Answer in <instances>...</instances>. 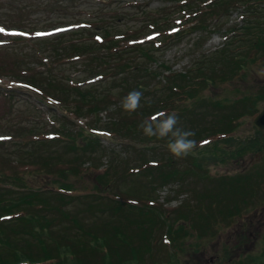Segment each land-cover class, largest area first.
<instances>
[{
    "label": "trees",
    "instance_id": "obj_1",
    "mask_svg": "<svg viewBox=\"0 0 264 264\" xmlns=\"http://www.w3.org/2000/svg\"><path fill=\"white\" fill-rule=\"evenodd\" d=\"M172 1L183 2L181 3L182 6L189 3V1L184 2L183 0ZM260 1L218 0L211 11L204 14L202 13L203 10L200 9L190 12L187 8L181 7L178 14L190 16L186 21L192 23L189 28L203 31L207 35L213 34L212 25H215L219 18L228 16L229 10L235 7L234 4H244L245 9L243 11L250 12L251 16L247 18V23L240 28L241 33L235 27L228 28L227 31L230 33L228 35L230 36L226 35V37H230L228 39L230 41L226 40L224 48L217 52L200 54L198 58H195L193 68L187 73L165 75V72L171 68L161 62L164 70L161 75L156 74L154 76L156 80L154 83L144 84L141 82L142 77L146 79L147 76L139 77L137 74L139 72L149 74L152 70L150 67L141 69L140 62L132 63V61L136 57L138 60H150L160 50L157 48L161 47L162 43L182 40L185 37L184 29H187L176 25L174 23L176 19L173 20V25L167 26V17L165 15L159 16L162 13L161 10L155 13L148 10L141 11L145 18V27L149 31L143 35L142 29H135L139 33L138 36H135L133 31H121L118 29L119 27H116L117 24L112 22L116 17H122L123 13L118 10L113 13H106L107 17L112 19L100 20L98 32L91 38L82 35L72 39L74 42L70 40L63 48V60H53V63L58 62L61 63L60 65H65L64 61L71 58L70 63H67L68 74L56 75L53 70L49 77L43 76L42 74H45L43 72H36L33 76L27 77V74L30 75L31 73L23 71L25 78H21L20 82L23 81V83L28 84L32 90L34 89L41 96L44 95L43 101L53 98L56 102L71 108V100L75 97L73 113L79 116L88 113L94 115V118L90 122L87 119L85 124L79 122V117L75 118L77 123L61 118L60 126H62L61 122L69 126L63 125L64 128L57 130L54 137L52 136L53 138H40L41 133L36 131L38 126L26 131H35L31 135L32 139L38 141L45 139L47 141L44 145L47 146L68 144L66 151L74 157L68 158V154H66L56 156L57 160H54L49 156V158H37L23 166L11 163L9 170H1L0 168V264H138L140 262V247L143 245L138 246L140 243L136 241L142 242V236L138 234L135 238L132 233L124 231L127 224H130L124 222L125 213L128 214L133 210V212L139 211L144 215V218L141 217L140 219L141 223L143 220L151 219L153 223L161 221L160 223L166 225L169 219L165 220L160 207L153 206L152 201L150 202L152 197L148 195V192L145 193L147 195L135 197L136 199L125 198L114 193V187L118 191L121 190L117 183L119 173L117 169H111L112 171L109 172L105 169L101 171L95 164H90L88 167L84 166L85 160L91 161L93 158L89 156L82 160L83 156H79L78 152L83 151L85 157L101 151L100 144L103 137L109 138L114 133H118L122 136V142L127 141L128 149L134 148L138 151L158 149L157 154L161 158L153 160L142 157L143 161L137 164L138 166L131 167L129 172L124 171L122 176L127 173L129 176L140 174V176L150 179V175L154 176L157 173L163 182L182 180V177L186 175H198L200 173L211 178L207 169L211 164L209 159L223 162L229 159L234 160L237 156L243 157L254 149L264 152V138L258 130L259 136L255 139H242L238 141L239 143L232 139L239 118L260 111L259 105L264 101V88L257 93L245 95L231 104L230 101L228 103L215 102L213 105L216 109H213L211 113L215 110L218 112V109L222 110L219 114L220 119L209 122L207 128L195 132L192 139L197 141V147L192 154L188 155L189 163L182 166L171 153L161 152V149H167L166 140L146 137L138 127L142 121L157 116L161 111L172 112L178 108L191 109L195 107L199 99L205 98L203 95L199 96L205 86L209 87L210 84L215 85L216 82L233 80L246 69V62L249 59L250 64L257 60V56L247 59L245 54L247 46L242 45V43L253 41L252 45L259 50L260 45L258 43L264 35V10L262 11L259 6L257 7ZM210 14L214 18H211L214 20L212 24L208 23ZM199 16H205V18L198 19ZM60 27H66V25ZM74 27L84 28L90 27V25L82 22L74 24ZM7 29L20 33L25 32L24 29L18 27H7ZM71 29L73 28L54 34L57 35L55 43H62L66 36L61 33H66ZM40 32L42 35L49 34L41 38L53 36L46 29H41ZM239 35L246 36L239 38ZM150 37L153 38L150 39ZM90 41L95 42V44L90 43ZM260 43L264 48V41ZM199 46L200 44L197 42L196 47ZM56 50L58 51V48ZM263 53L264 49L259 54L263 55ZM130 54L135 55L130 57ZM74 62L81 65L86 64L87 67L83 73L87 75V78L82 77L77 82L73 81L70 74L75 71ZM47 63V66L52 68L51 61ZM59 77L66 80L65 82L69 83L70 81L66 85L67 87L57 86L56 81ZM108 77L112 78L110 83L112 86L106 90L113 91V96L104 95V90L101 89V84L106 82L102 80ZM45 80L47 83L42 86L41 84ZM132 81L134 82L132 83ZM160 86L163 87L159 88ZM132 90L143 92V98L140 101L141 106L136 111L129 113L123 110L120 105L123 98ZM116 96L118 103H120L114 113L112 111L116 118L105 124L108 128H97L96 126L101 123L99 116L103 109L101 106L108 105L110 99H113L110 104L114 103ZM153 98H158L159 103H154ZM182 100L183 102H181ZM167 105L170 107L163 109ZM0 143L5 142L0 140ZM233 146H237V148L230 151ZM229 153L232 154L229 155ZM85 176L88 183L79 185ZM223 179L224 188L220 195L215 200L208 201L205 199L201 203H207L203 209L204 215L201 216L203 228L209 227L208 225L211 223L218 224L220 221L227 222V225L230 224L231 216L238 212L241 203H245V198L241 196L245 188L236 191L235 185L239 181L247 180L243 177L237 178L227 175H224ZM92 193L97 195L94 196ZM103 194L108 197L112 196L107 203L106 211L112 212L113 217L107 221L121 222L118 223L121 228L120 226L115 228L114 225L108 223L99 226L102 230V234H99L94 228L87 230L85 220L80 215V209L76 212L74 209L80 205H87V208L92 209L91 198L98 199L96 203L100 204L102 202L100 196H104ZM129 194L133 195L132 193ZM223 194H225L224 197H222ZM142 196L149 200L147 203L142 202L143 206H139V202L144 200L140 199ZM186 205L184 203L175 209L178 211L176 223L171 225L167 231L170 242L173 241L175 244L179 241L181 230H183L182 224L177 225L178 222H189V220L191 222V215L193 214L191 213L192 209H190L191 204ZM185 206L189 211L182 212ZM209 216H212L214 220H208ZM128 220L130 221V218ZM109 225H111V229ZM138 226L142 227L141 225ZM240 226H247V224ZM239 238H243L242 235ZM240 241L237 240V243ZM145 244L149 246L148 250H150L151 240ZM236 262L242 264L240 263L241 259ZM258 262L257 264H264V260L261 258Z\"/></svg>",
    "mask_w": 264,
    "mask_h": 264
},
{
    "label": "rangeland",
    "instance_id": "obj_2",
    "mask_svg": "<svg viewBox=\"0 0 264 264\" xmlns=\"http://www.w3.org/2000/svg\"><path fill=\"white\" fill-rule=\"evenodd\" d=\"M183 1H189V3L182 6L181 3L183 2L172 0H0V27L6 29V31L0 32V137L4 138L0 140L5 142L0 143L1 170H9L11 163L23 166L35 161L37 158H49L51 156V159L57 160L56 156H64L66 154H68V158L74 157L66 151L68 144L62 143L58 146H47L44 145L47 141L45 139L40 141L32 139L31 135L35 131H26L35 129L38 126L36 131L41 133L40 138H53L57 130L64 128L63 125L69 126L64 122H61L62 126H60L61 118L77 123L75 118L79 117V122L85 124L87 119L90 122L94 115L86 113L79 116L74 114L75 105L73 100H76L75 97L71 100V108L65 107L63 103L56 102L53 98L43 101L44 95L41 96L34 89L32 90L28 84L23 83V81L20 82V79L25 78L23 71L31 73L30 75L27 74V77L33 76L36 72H43L45 73L42 74L43 76L49 77L53 70L56 75L68 74L67 63H70L71 58L64 61L65 65H60L61 63L58 62L53 63V60H63V48L70 40L74 42L72 39L82 35L91 38L98 32V29L100 30V20L112 19L107 17L106 13H113L116 10L123 13V15L120 14L123 18L116 17L112 22H115L117 24L116 27H119L118 29L121 31H133L135 36L139 34L135 29H142L143 35L149 31L145 27V18L141 14L142 10L154 13L161 10L162 13L159 16L165 15L167 17V26L175 23L179 27L187 28L184 29L185 37L182 40L162 43V46L157 48L160 50L150 60H138L136 57L132 61V63L140 62L142 65L141 69L151 68L152 71L149 74L144 72L137 74L139 77L147 76L146 79L142 77L140 80L144 84L156 82L154 76L156 74L161 75L164 70L161 62L171 68L165 72V75L172 76L174 73H187L193 68L195 58H198L200 54L217 52L224 48L226 40L230 39V37L226 38V35L230 34L227 31L228 28L235 27L240 30L247 23V18L251 16L250 12L243 11L245 9L244 4H234L235 7L229 10L228 16L219 18L216 24L212 25L213 34L207 35L203 31H198L192 27L189 28L192 23H187L186 21L190 16L178 13L180 8L183 7L190 12L200 9L203 10L202 13L204 14L210 12L212 7L218 3V0H214L212 3H210L212 0ZM259 3L257 7L259 6L263 11L264 0ZM92 15L94 16L92 17ZM201 18H205V16L198 17V19ZM211 18L214 19L210 14L208 23L212 24L214 20H211ZM174 19L176 21L173 23ZM178 21L181 22L179 23ZM82 22L89 24L90 27H74V24ZM61 25H66V27H60ZM7 27L22 28L25 30L23 33L28 35H21L17 31L10 30L8 33ZM62 28L64 30H61ZM70 28L73 29L66 33H61L66 36L64 41L55 43L57 35L54 34ZM41 29L50 31L53 36L41 38L49 35H37L42 34L40 32ZM10 35L21 37H12ZM239 36V38H245L246 35L244 37L243 35ZM261 41H264V35ZM91 42L95 44V42ZM194 42H198L200 46L196 47ZM260 42L258 43L260 45L259 50L252 45L253 41L242 43V45L247 46L245 50L247 59L256 58L257 56V60L250 64L251 61L249 59L246 62V69L236 76L235 79L226 82H216L215 85L210 84L209 87L205 86L201 90V94H199V96L203 95L205 98L199 99L195 107L191 109L183 107L176 110L182 127L190 129L194 133L197 130L200 131L199 129L207 128V125L210 124L209 122L220 119L219 114L222 110L218 109V112L215 110L211 113L213 109H216L215 105H213L215 102L228 103L230 101L231 104L245 95L257 93L264 88V53L263 55L259 54L264 48ZM56 48H58V51ZM134 55L130 54V57ZM50 61L53 64L52 68L47 66V62ZM248 62L249 64L247 65ZM74 63L75 71L70 74L73 81L77 82L82 77L87 78V75L83 73L87 67L86 64ZM111 79V77H108L102 80L106 81L101 84L104 95L113 96L114 94L113 91L106 90L112 86L110 84ZM65 81L60 77L57 78V86L67 87L66 85L70 81L69 83ZM46 83L47 80L41 85L44 86ZM161 87L163 86L159 88ZM51 95L57 97L54 94ZM112 100L110 99L107 103L108 105L101 106L104 110L102 109L99 113L101 123L96 126L97 128H108L105 124L116 118L113 113L120 103H118L117 96L114 103L110 104ZM172 100H175V98H172ZM153 102L159 103V99L153 98ZM259 106L261 110L264 106V101ZM169 107L167 105L163 109ZM258 113L239 118L238 126L235 127L234 136L232 137L234 141L255 139V137L259 136L253 125L254 117ZM203 124L206 126H199ZM121 140L122 136L114 133L109 138L103 137L100 144L101 151L85 157L83 151H79L78 155L83 156L82 160L89 156L93 158L91 161L85 160V167L95 164L101 171L105 169L110 172L117 169L119 172L117 183L120 185L121 190L118 191L114 187V193H118L125 198L134 199L135 197L139 198L141 195H147L145 193L148 192V195L152 197L150 202L152 201L153 206L160 207L165 220L169 219L166 225L160 223L161 221L153 223L151 219L143 220L141 223L140 219L141 217L144 218V215L139 211L133 212V210L128 214L125 213L124 222L130 224H127L128 227L126 226L124 231L132 233L135 238H137L138 234L142 236V242L136 241L140 243L138 246L143 245L140 247V262L138 264H237L236 261L239 259H241L240 263L242 264H257L260 258L264 260V256H262L264 255V152L254 149L243 157L237 156L234 160L229 159L223 162L209 159L211 164H216H210L209 168H207L211 178L206 174L200 173L198 175H186L182 177V180L163 182L157 173L154 176L150 175V179L140 176V174L129 176L127 173L122 176L124 171L129 172L131 167L138 166L137 164L143 161L142 157L144 159L152 158L153 160H158L161 156L157 154L158 149H148V151H138L134 148L128 149L127 141L122 142ZM33 141L38 142L34 143ZM134 142L138 144L136 141ZM236 148L237 146H233L230 151ZM164 151L169 152L168 149H161V152ZM234 156L236 155L234 154ZM177 160L181 166L189 163L188 156L177 158ZM224 175L237 178L243 177L247 180L239 181L235 185L236 191H241L245 188L241 196L245 198V203L247 204L241 203L238 214L231 216L230 224L227 225V222L220 221L218 224L211 223L208 225L209 227L203 228L201 216L204 215L203 209L207 203H201L205 199L208 201L215 200L220 195L224 188ZM86 183H88V180L85 176L79 185ZM225 187L227 188L226 185ZM92 194L94 196L97 195ZM103 195L100 196L102 199L100 204L96 203L98 199L91 198L92 209L87 208V205L76 206L74 209L75 212L80 209V215L85 220L86 229L94 228L99 234H102L99 226L108 223L114 225L115 228L116 226L121 228V225L118 224L121 222L115 220L107 221L113 217L112 212L106 211L107 203L112 196ZM224 196L225 194L222 195V197ZM140 199L144 200L139 202V206H143L142 202L147 203L149 200L143 196ZM184 203L187 205L188 203L191 204L192 223L190 220L189 222H178L177 225L180 226L182 224L183 230H181L179 241L175 244L173 241L170 242L167 231L171 225L176 223L178 211L175 209ZM186 206L182 212L189 211ZM128 218H130V221ZM208 220L213 221L214 218L209 216ZM241 224H247V226L241 227ZM109 226L111 229V225ZM240 235L243 238L240 239ZM148 240H151L150 250H148L149 246L145 244ZM237 240L241 241L237 243Z\"/></svg>",
    "mask_w": 264,
    "mask_h": 264
},
{
    "label": "clouds",
    "instance_id": "obj_3",
    "mask_svg": "<svg viewBox=\"0 0 264 264\" xmlns=\"http://www.w3.org/2000/svg\"><path fill=\"white\" fill-rule=\"evenodd\" d=\"M142 98L143 92L132 90L123 98L120 106L129 113L134 112L141 106ZM138 127L146 137L166 140L168 151L176 158L187 157L197 147V141L192 139L195 133L180 125L179 114L176 111H161L157 116L142 121Z\"/></svg>",
    "mask_w": 264,
    "mask_h": 264
},
{
    "label": "water",
    "instance_id": "obj_4",
    "mask_svg": "<svg viewBox=\"0 0 264 264\" xmlns=\"http://www.w3.org/2000/svg\"><path fill=\"white\" fill-rule=\"evenodd\" d=\"M253 125L258 131L262 132L264 137V107L254 118Z\"/></svg>",
    "mask_w": 264,
    "mask_h": 264
},
{
    "label": "snow or ice",
    "instance_id": "obj_5",
    "mask_svg": "<svg viewBox=\"0 0 264 264\" xmlns=\"http://www.w3.org/2000/svg\"><path fill=\"white\" fill-rule=\"evenodd\" d=\"M6 31V29H4L3 27H0V32H4ZM21 35H28L27 33H20ZM37 35H42V34H37ZM158 35V34H157ZM153 37H150V39ZM99 39V38H98ZM0 139H4L3 137H0Z\"/></svg>",
    "mask_w": 264,
    "mask_h": 264
}]
</instances>
